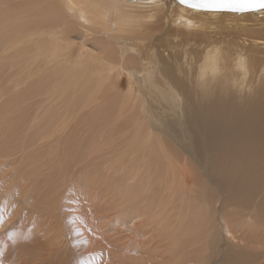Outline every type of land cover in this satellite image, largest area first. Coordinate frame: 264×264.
Returning a JSON list of instances; mask_svg holds the SVG:
<instances>
[{
  "label": "rangeland",
  "instance_id": "obj_1",
  "mask_svg": "<svg viewBox=\"0 0 264 264\" xmlns=\"http://www.w3.org/2000/svg\"><path fill=\"white\" fill-rule=\"evenodd\" d=\"M164 1H168L167 7L160 11L167 15L166 20L145 21V24H150L148 49H153L155 53L148 55L149 60L139 66L143 71H149L146 79L144 73L129 69L128 74L123 70L119 74L105 71L103 76L107 78L106 82L98 81L97 67L92 68L91 64L92 56L98 54L92 50L100 46L96 41H93L92 47L88 45L91 51L87 47L78 50L72 45L73 49L60 53L58 59L51 56V62L58 67L81 69L79 75H72L71 79L68 76L60 82L50 78L46 80L43 60L40 61L39 70L26 64L13 65L16 67L13 69L7 61L0 64V124L4 121L2 124L7 128L3 125L0 127V147L4 146L0 149V251L3 252L0 264H157L159 260H164L162 264H171L165 259L174 257L170 253L175 247L173 241L179 237L175 236L179 234L178 225L186 224L190 227L189 231L193 230L191 222L196 213L185 209L179 211L177 207L171 208V205L165 207L167 203L160 199L158 186L161 183L147 186L148 178H145L139 179L137 184L135 176L144 178L146 170L156 173L154 170L158 162L155 165V156L160 157L159 161L163 158L162 153L169 155L167 145L175 149L172 140H177L176 146L182 145L178 141L180 131L190 128L204 131L200 146H209L206 140L208 125L218 120L219 116H207L214 104L206 97H190L184 93L175 98L170 90L172 87L176 92L179 90L175 84L172 86V82L169 81L167 85V81H161L163 76L160 70L165 64L174 65V72L180 77L185 76L183 79L187 81V76L194 72L198 62L192 60L190 66H185L182 53L186 51L195 56L203 46L218 43L222 38L228 40L222 46L231 49L230 42L235 36L244 52L252 53V69L258 68L264 60V52L255 47L261 44L254 41H264V13L242 20L219 15L222 16L221 20L211 22L212 28L197 30V25L206 22L193 16L192 25L183 19L176 25H170L178 11L169 15L172 8L169 1L171 4L176 1ZM36 2L45 4L47 1ZM29 6L15 11L20 16L21 28L30 20L26 16L32 4ZM144 7L152 14L158 11V8L149 5ZM6 14L14 15L10 10ZM194 20L197 21L195 24ZM165 27H169L171 32L164 30ZM5 29L10 30L11 27ZM203 31L210 36L203 34ZM164 32L169 35L164 36ZM27 39L23 37L22 43H15L16 47L27 45ZM77 43L82 42L77 40ZM137 50L138 47L134 50L132 47L124 49L128 65L130 54ZM227 52L232 54L231 51ZM158 56L165 61H158ZM73 77L78 79L72 80ZM156 78L162 86L153 85ZM158 87H161L160 93L155 90ZM261 87H264V78L247 80L233 88L230 99L233 96L237 103L255 100L258 97L256 91ZM147 88L149 91L152 89L153 94ZM218 88L219 85H216L214 90ZM134 161L136 165L132 164ZM156 176L159 177L160 173L157 172ZM204 186V189L208 186L207 189H217L215 184L207 183ZM131 188L135 191L132 194L139 192L136 199L142 197L144 201L141 198L137 200L140 203H135L128 196ZM142 189L145 192H141ZM198 190L201 195L199 202L202 206H208L204 213L205 226L214 227L211 228L212 233L216 229L217 240L213 242L209 230L204 228L189 241L202 245L206 254L211 251L215 255L218 253L215 258L213 255L208 259L207 264H220L225 248L233 245L235 249L234 244L241 242L237 233L227 232L223 213L217 212L218 203L209 204L204 200L200 186ZM219 194L221 197L222 193ZM168 220L173 222L169 223ZM242 222L254 224V219L245 216ZM231 224L235 225L236 221ZM172 229L176 231L172 232ZM9 233L13 234L12 239H9ZM256 249L259 255L261 251L264 253L261 245L252 246L248 264L263 262L264 257L255 256Z\"/></svg>",
  "mask_w": 264,
  "mask_h": 264
},
{
  "label": "bare ground",
  "instance_id": "obj_2",
  "mask_svg": "<svg viewBox=\"0 0 264 264\" xmlns=\"http://www.w3.org/2000/svg\"><path fill=\"white\" fill-rule=\"evenodd\" d=\"M36 1L37 0H0V64L7 61L11 67H13V65L26 64L27 66H36L39 70L40 61L43 60V71L47 74L46 80L50 78L55 80V82H60L66 80L68 76H70L71 79L72 75H79L81 69L76 67L71 69V71L66 68L58 67L51 62V56L58 59L60 53L73 49L72 45H75L78 50L87 47L88 51H91L92 43L96 41L100 46L92 50V52L98 54L92 56L93 62L91 64H93L92 68L97 67L96 78L98 81L104 83L107 78L103 75L106 72L110 74L117 72L119 74L123 70L128 74L129 69L135 72H142L145 74V79L147 78L149 71H143L139 66H143L144 62L149 60L148 55H155V53L153 49H148L150 47L148 41L151 38L149 34L150 24H145V21L148 19L166 20L167 15L163 14L160 9L167 7L168 1L46 0L47 2L45 4ZM169 3V7H172L169 15L178 11V13L174 15L175 20L170 21V25H176L181 19L192 25L191 19L193 16L199 21L203 20L206 22L197 25V30L203 27H205L204 30L212 28L211 22L215 23L221 20L222 16L219 15L231 16V18L236 19L239 17V19L242 20L247 16H258V14L264 13V11L245 13L226 11L205 12L181 6L178 2L171 4V1H169ZM29 4H32V7L27 10L26 16L29 17L30 20L24 23L23 28H21L22 25L19 21L20 16L15 11L17 8H29ZM144 5L158 8L157 13H150L148 8H145ZM36 6L38 7L37 9ZM8 10L12 11L14 15L6 14ZM196 22L197 21L194 20V24ZM9 27H11L10 30L5 29ZM80 30H82L81 33ZM164 30L171 32L169 27H165ZM203 34L210 36L207 32ZM163 35L168 36L169 34L164 32ZM23 37H28V44L16 47L15 43H22ZM236 37L237 36L230 42L231 49L222 46L228 42V40L222 38L218 43H209L203 46L202 50L196 53L195 56L186 51L182 53V62H185V66H190L192 60L198 62V65L196 67L194 66L195 70L192 69L194 71L193 73H189L190 71L187 72V74L189 73L187 81L183 79L185 76L180 77L179 74L174 72V65L170 66V64H165L160 70L163 76L161 81H167V85L172 82V86L175 84L176 88L179 90L176 92L173 87L171 88L170 92L174 93L175 98L180 97L184 93L190 97L194 95H198L201 98L206 97L207 101L214 104L207 116L209 118H217L219 116L218 120H214L208 125L206 140L209 141V146H200L204 131L192 128L180 131L178 141H180L182 145L179 144V146H176L175 143L177 142L175 141L177 140H172L175 149L173 150V146L170 147L167 145L166 151L170 153L169 155L162 153L164 159L162 158L159 161L158 159L160 157L155 156L154 163L156 165L158 162V165H156L155 170L154 168L153 170L156 173L159 172L160 176L155 177L156 173H151V170L146 169L147 172L144 178L135 176V178H137L135 179V183L137 184L139 179L144 180L145 178H148L146 182L148 183L147 186L161 183L158 187L161 191L160 199H163L162 201L167 203L165 207L171 205V208L177 207L179 211L185 209L190 213H196V216H193L194 218H192L191 222L192 231H189L190 227L186 224L185 226L184 224L178 225L179 234L177 233L178 235L175 236L179 237L175 238L177 241H173V246L175 245V247L170 253L171 255L174 254V257L165 259L171 262V264H207L208 259L210 260L213 255V258H215L218 254L215 255L214 251L206 254L202 245L199 246L189 241V238L197 237L196 235L204 228L209 230L210 237L214 238L213 242L217 240L216 229H214V233H212L213 230L211 228L214 227L208 228L205 226L204 213L208 209V206H202L201 202H199L201 195L198 186L201 187V192H204V200H207L209 204L218 203L217 212L219 214L223 213L222 217L226 223L227 232L237 233L241 242L239 244H234L236 247L235 249L232 247L233 245H228L227 248H225L224 257H222L220 264H248L247 258L251 254V251H249L250 248L260 245L264 248V230L262 229L264 227V87L257 89L256 96L258 97L255 100L251 99L244 101V103L243 101L237 103L233 96L230 99V92L234 91V87L244 82L246 83L247 80L264 78V60L258 68L252 69L250 62L253 60V55L251 52L247 54L244 52V48L238 45L237 42L239 41ZM77 40L82 43H77ZM254 42L256 44H261L255 47H258L260 51L264 52V41L255 40ZM128 47H132V50H134L135 47L139 49L136 53L133 54V51L130 54L131 59L129 65V61L123 52L124 49ZM143 47L148 53H145L144 49L142 50ZM227 51H231L232 54L230 55ZM160 54L162 55V53ZM186 54L188 56L187 59ZM20 55H26V57ZM160 59L163 58H159L158 56L157 60L160 61ZM164 61L163 59L162 63ZM14 68L16 67H13V69ZM27 68L28 67H26V69ZM179 68L182 67L179 65ZM183 69L184 68H182V70ZM187 69L185 70L187 71ZM222 71L223 73H221ZM18 73L19 72H17V76L20 80V75ZM127 74L125 76L129 78ZM27 78L29 77H26V79ZM96 78L93 79L95 80ZM26 79H23L24 82L27 81ZM76 79L78 78L73 77L72 80ZM154 82V86H162L159 79H154ZM19 83L21 82L19 81ZM36 83L40 84L39 81ZM216 85H219V88L214 90ZM36 86L38 87V85ZM155 90L160 93L161 87L155 88ZM149 92L153 94L152 89ZM44 94L48 96L47 93ZM119 105L117 104L118 107H120ZM3 122L4 121H1L0 127L3 125ZM135 124L137 125V123ZM4 125L2 127H5ZM2 145H4V143ZM136 146L139 147L138 145ZM1 147L3 148L4 146ZM162 147L164 148L165 146L162 145ZM177 147L179 149H177ZM132 164L136 165V162L134 161ZM23 171L26 170L24 169ZM22 176L24 177V175ZM19 181L17 180V182ZM207 183H210V185L215 184V188L217 189H207L209 186L204 189V185H207ZM202 185L204 188H202ZM131 189L132 190L128 192V196L135 201V203H140L143 198H138L141 199V201L138 202L136 197L139 192L136 195L134 193L132 194V192L135 191H133V188ZM150 189H152L151 186ZM143 191L142 189L141 192ZM148 192L149 191H146V193ZM219 193H222L221 197ZM139 195H141V193ZM174 202H176V204H174ZM135 203L133 204L136 205ZM152 205H154L153 202ZM125 209L128 210V207H125ZM250 210H254L255 212H248ZM245 216L253 218L254 224H244L242 218ZM169 221L170 220H168V222ZM234 221H236V224L232 225L231 223ZM181 222H183V220ZM174 230L172 229V232ZM252 238H254V240ZM211 248L212 247H210L209 250H211ZM258 255V249H256L255 256L257 258L264 257L263 251L260 252L259 257ZM147 261L150 262L151 260L148 259ZM158 263L162 264L164 260H159ZM256 264H264V260L262 263L257 262Z\"/></svg>",
  "mask_w": 264,
  "mask_h": 264
},
{
  "label": "snow or ice",
  "instance_id": "obj_3",
  "mask_svg": "<svg viewBox=\"0 0 264 264\" xmlns=\"http://www.w3.org/2000/svg\"><path fill=\"white\" fill-rule=\"evenodd\" d=\"M179 5L196 11L205 12H234L264 11V0H178ZM13 234H9V239ZM3 252L0 251V256Z\"/></svg>",
  "mask_w": 264,
  "mask_h": 264
},
{
  "label": "water",
  "instance_id": "obj_4",
  "mask_svg": "<svg viewBox=\"0 0 264 264\" xmlns=\"http://www.w3.org/2000/svg\"><path fill=\"white\" fill-rule=\"evenodd\" d=\"M176 2H178V0H175ZM250 12H254V11H250Z\"/></svg>",
  "mask_w": 264,
  "mask_h": 264
}]
</instances>
